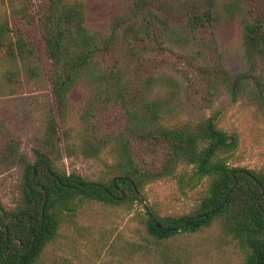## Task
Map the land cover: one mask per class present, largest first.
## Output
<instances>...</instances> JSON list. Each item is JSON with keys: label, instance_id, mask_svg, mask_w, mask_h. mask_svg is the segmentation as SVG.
<instances>
[{"label": "trees", "instance_id": "1", "mask_svg": "<svg viewBox=\"0 0 264 264\" xmlns=\"http://www.w3.org/2000/svg\"><path fill=\"white\" fill-rule=\"evenodd\" d=\"M124 3L99 28L85 0H0V98H38L29 135L0 108V174L21 169L17 205L0 199V264H47L86 203L134 210L149 185L175 179L204 184L200 200L183 214L137 209L135 237L109 248L122 264H194L181 238L209 229L240 264H264V171L232 166L238 135L217 110L202 113L227 96L264 114V0ZM233 27L236 42L222 40ZM64 158L99 174L68 171Z\"/></svg>", "mask_w": 264, "mask_h": 264}, {"label": "rangeland", "instance_id": "2", "mask_svg": "<svg viewBox=\"0 0 264 264\" xmlns=\"http://www.w3.org/2000/svg\"><path fill=\"white\" fill-rule=\"evenodd\" d=\"M89 7L91 22L99 28H104L120 13L125 6V0H85ZM228 1V0H221ZM237 28H229L224 32L222 40L236 42ZM236 43H233L234 48ZM234 54V53H233ZM229 67L236 71L241 64L236 55L232 56ZM83 98V92L77 91L73 96L72 111H77ZM38 98L24 90L12 97H1V114L18 132L31 134L36 126L35 113ZM218 112V122L230 133L238 135V148L228 155L232 166H241L264 171V114L256 105L245 101H232L227 96L221 97L213 108L202 111L210 116ZM197 118V113H191L185 118ZM25 148V147H24ZM64 167L76 170L89 177L96 178L100 164L94 161L76 158H64ZM21 169L16 166L0 174V199L5 208L17 205ZM204 184L190 187L175 180L155 182L147 187V200L137 204L134 210L125 206H106L98 202L86 203L78 212L75 225L68 226L64 236L49 249L44 261L47 264H122L112 250L111 242L119 237L133 239L136 210H144L152 205L161 215L183 214L194 209L200 200ZM67 227V226H66ZM71 227V228H70ZM189 254L196 256L194 264H240L241 255L234 245L222 243L212 229L181 238ZM109 250V251H108Z\"/></svg>", "mask_w": 264, "mask_h": 264}, {"label": "water", "instance_id": "3", "mask_svg": "<svg viewBox=\"0 0 264 264\" xmlns=\"http://www.w3.org/2000/svg\"><path fill=\"white\" fill-rule=\"evenodd\" d=\"M157 226H158L159 228H161V225H160L159 223L157 224Z\"/></svg>", "mask_w": 264, "mask_h": 264}]
</instances>
